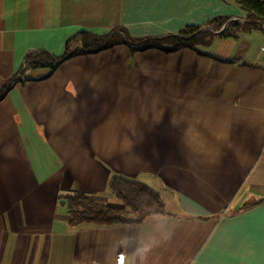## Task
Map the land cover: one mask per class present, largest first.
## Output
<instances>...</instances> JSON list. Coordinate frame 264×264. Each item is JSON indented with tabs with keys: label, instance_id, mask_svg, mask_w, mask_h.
Here are the masks:
<instances>
[{
	"label": "crops",
	"instance_id": "obj_1",
	"mask_svg": "<svg viewBox=\"0 0 264 264\" xmlns=\"http://www.w3.org/2000/svg\"><path fill=\"white\" fill-rule=\"evenodd\" d=\"M246 15L231 0H0V91L29 51L62 54L81 30L157 36ZM220 34L206 50L231 60L120 44L5 93L0 264H264V29ZM115 174L159 190L164 211L73 225L60 196L122 207Z\"/></svg>",
	"mask_w": 264,
	"mask_h": 264
},
{
	"label": "trees",
	"instance_id": "obj_2",
	"mask_svg": "<svg viewBox=\"0 0 264 264\" xmlns=\"http://www.w3.org/2000/svg\"><path fill=\"white\" fill-rule=\"evenodd\" d=\"M231 1L237 3L246 12L244 20L217 16L206 25H189L178 33L144 37H132L123 26L111 28L101 34L81 30L66 41L62 54L57 55L42 49L29 51L17 73L0 91V100L15 84L49 77L68 59L79 55L98 53L120 44L127 45L132 53L152 48L167 53L190 48L201 55L218 60H231L208 52L206 47L212 43L217 31L221 30L226 23L227 26L220 35L227 37H238L241 32L264 29V0ZM38 69H46L47 73L43 77L35 78L32 71ZM109 190L116 196L122 207L111 206L84 192L67 193L60 196L71 223L73 225L92 224L97 226L139 223L147 216L163 212L165 209L160 191L142 180L115 174L110 179Z\"/></svg>",
	"mask_w": 264,
	"mask_h": 264
},
{
	"label": "water",
	"instance_id": "obj_3",
	"mask_svg": "<svg viewBox=\"0 0 264 264\" xmlns=\"http://www.w3.org/2000/svg\"><path fill=\"white\" fill-rule=\"evenodd\" d=\"M226 25H227V23H226ZM225 27H226V26H225ZM225 27H224L222 30L218 31V33H222L223 30L225 29Z\"/></svg>",
	"mask_w": 264,
	"mask_h": 264
},
{
	"label": "built area",
	"instance_id": "obj_4",
	"mask_svg": "<svg viewBox=\"0 0 264 264\" xmlns=\"http://www.w3.org/2000/svg\"><path fill=\"white\" fill-rule=\"evenodd\" d=\"M263 50H264V46H263ZM262 66L264 67V60H263V62H262Z\"/></svg>",
	"mask_w": 264,
	"mask_h": 264
},
{
	"label": "rangeland",
	"instance_id": "obj_5",
	"mask_svg": "<svg viewBox=\"0 0 264 264\" xmlns=\"http://www.w3.org/2000/svg\"><path fill=\"white\" fill-rule=\"evenodd\" d=\"M210 49H212V47H210Z\"/></svg>",
	"mask_w": 264,
	"mask_h": 264
}]
</instances>
